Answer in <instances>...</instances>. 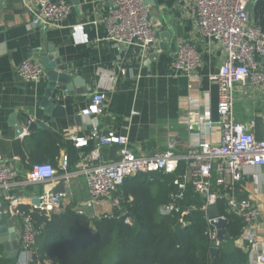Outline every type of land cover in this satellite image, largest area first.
Returning a JSON list of instances; mask_svg holds the SVG:
<instances>
[{
    "label": "crops",
    "instance_id": "crops-1",
    "mask_svg": "<svg viewBox=\"0 0 264 264\" xmlns=\"http://www.w3.org/2000/svg\"><path fill=\"white\" fill-rule=\"evenodd\" d=\"M64 1L70 4V13L57 27L32 23L35 10L32 0L1 1L0 166L10 164L16 169L10 194L18 199L19 207L32 210L39 196L50 190L62 194V206L53 211L72 205L75 210L98 218L113 214L119 209L120 200L114 192L97 204L91 203L87 190L89 170L96 163L116 161L119 146L103 145L93 157L96 144L90 138L92 132L112 131L126 136L138 155H152L173 144L174 153L186 164V155L194 143L220 140L218 91L208 76L218 70L226 54L218 40L201 33L193 0H148L157 37L147 48L138 43L115 45L106 38L111 0ZM249 4V21L264 33V0H250ZM165 33L167 37L163 36ZM181 41L191 44L199 54L195 69L174 67L177 44ZM29 56L43 66L35 80L25 79L18 72L20 63ZM55 59L60 62L54 65L57 71L80 77L84 86L73 89L57 86L53 100L61 108L54 116L52 111L44 110L41 101L49 83L46 70ZM256 59L264 71V58ZM122 68L126 70L123 75L119 72ZM106 71H113L115 80L106 89L103 113L82 115L81 109L92 94L108 84ZM233 94L235 118L251 126L256 137H264V84L237 83ZM23 113L46 127H37L32 132L24 128L17 134L13 123L23 122ZM74 138L86 142L77 146ZM63 155L68 158L65 174L58 170L49 181H29L33 164L50 163L58 169ZM59 185H63V192H55ZM237 190L238 198L250 199L259 207L255 230L264 240L263 168L247 166ZM0 203V260L31 264L20 259L17 234V252L13 254L15 247L9 231L16 233L20 220L13 216L10 204L1 195ZM131 221L132 216L127 223ZM89 229L94 232L95 226L90 224ZM37 238L36 251L40 247L45 252L40 246L42 238L40 243ZM234 243L245 251L239 236ZM46 262L52 263L49 255Z\"/></svg>",
    "mask_w": 264,
    "mask_h": 264
},
{
    "label": "built area",
    "instance_id": "built-area-1",
    "mask_svg": "<svg viewBox=\"0 0 264 264\" xmlns=\"http://www.w3.org/2000/svg\"><path fill=\"white\" fill-rule=\"evenodd\" d=\"M32 2L35 7L32 23L40 27H57L71 9L70 4L64 0ZM193 3L201 33L218 40L226 54L218 70L208 76L218 91L220 140L216 143L200 140L192 145L186 155L185 173L181 180L175 181L180 188L177 197H182L187 183L191 184L194 192L202 199L199 209L205 213L210 245L218 248L225 238L218 239L217 228L211 224L212 218L207 210L223 198L227 212L240 216L244 221L239 237L243 240L249 264H264V240L255 230V222L260 216L259 207L250 199L237 197V185L247 166H260L264 171V137H256L251 126L235 118L233 94L237 83L264 84V71L256 59L257 56L264 58V33L249 21L247 6L250 0H193ZM106 27V38L115 45L138 43L147 48L155 43L157 37L147 0H111ZM199 60V54L191 44L184 41L177 44L174 60L176 69H195ZM42 69V64L29 56L20 63L18 72L25 79L35 80L40 77ZM119 72L123 75L126 70L122 68ZM105 75L108 84L92 94L89 103L81 109L82 115L100 116L103 113L106 89L115 80L113 71H106ZM90 138L96 144L93 157H96L98 148L103 145L114 143L119 146L116 161L96 163L89 170L87 190L91 203L97 204L101 199L110 197L129 176L158 171L171 173L181 160L174 153L173 144L152 155H138L129 145L126 136L116 135L112 131L95 130ZM85 142L74 138L77 146ZM67 168L68 158L63 155L58 169L50 163L33 164L28 179L34 183L49 181L57 175L58 170L65 174ZM16 174L12 165L0 166V195L10 204L13 216L20 220V226L16 229L20 259L31 264H48V255L36 251V237L40 230L34 227L28 212L20 209L18 199L10 194ZM64 177L67 179V175ZM61 197V193L47 190L39 196V202L34 204L33 209L45 211L48 215L62 206ZM159 211L161 214H170L178 211V207L169 203L162 205ZM188 211L184 210L183 213Z\"/></svg>",
    "mask_w": 264,
    "mask_h": 264
},
{
    "label": "trees",
    "instance_id": "trees-1",
    "mask_svg": "<svg viewBox=\"0 0 264 264\" xmlns=\"http://www.w3.org/2000/svg\"><path fill=\"white\" fill-rule=\"evenodd\" d=\"M186 164L179 161L174 172L138 173L127 177L115 192L119 209L98 218L75 210L72 205L48 215L39 209H27L31 221L40 230L51 264H249L245 251L234 240L240 236L243 219L226 210L225 200L218 199L219 214L227 218L226 238L211 257L206 234L208 224L200 210L202 199L187 183L182 197H177ZM173 203L178 211L161 214V205ZM184 210H189L183 213ZM127 212L130 223L121 219ZM90 224L95 226L91 232ZM43 243V244H42ZM41 248L37 251L42 253ZM0 264H15L10 259Z\"/></svg>",
    "mask_w": 264,
    "mask_h": 264
},
{
    "label": "water",
    "instance_id": "water-1",
    "mask_svg": "<svg viewBox=\"0 0 264 264\" xmlns=\"http://www.w3.org/2000/svg\"><path fill=\"white\" fill-rule=\"evenodd\" d=\"M148 1V0H147ZM249 5L247 8L249 9ZM164 37H167V33L163 34ZM163 46V45H162ZM59 59H55L53 66H50L46 70V74L49 80L48 86L45 90L44 96L41 101V106L44 108L46 112L52 111V115H56L57 111L61 108L59 104H56L53 100V93L57 86L65 85L66 89H73V87H83L84 81L76 76L72 77L71 74L65 71H57L54 67V65H58ZM23 117V122L19 123L18 121H14L13 125L16 127V133L20 134L24 128H26L28 131L32 132L37 129V127L44 128L46 127L45 124L38 119H32L29 115L23 113L21 114ZM15 117V114L13 115ZM55 192H63V185H59V187L55 190ZM208 215L212 218L211 224L214 225L217 228V237L218 239L222 240L226 238L227 233L225 231V224L227 223V218L224 216L219 215V211L216 205L211 206L207 210ZM131 218V215L129 213H125L121 216V219L124 222H127V219ZM12 222V221H11ZM2 229V228H0ZM10 238L13 240V245L15 247L14 255L17 252V241L15 232L9 231ZM219 251L218 247H211L210 254L213 258L215 254H217ZM13 257V255H12Z\"/></svg>",
    "mask_w": 264,
    "mask_h": 264
}]
</instances>
